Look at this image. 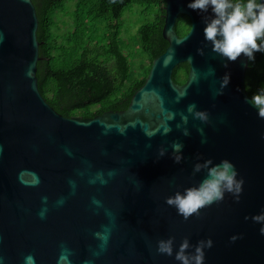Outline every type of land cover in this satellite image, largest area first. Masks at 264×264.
Instances as JSON below:
<instances>
[{
    "label": "water",
    "instance_id": "95a60500",
    "mask_svg": "<svg viewBox=\"0 0 264 264\" xmlns=\"http://www.w3.org/2000/svg\"><path fill=\"white\" fill-rule=\"evenodd\" d=\"M188 2L166 0L163 36L169 45L154 59L129 106L82 117L61 114L39 89V20L33 0H0L3 264H23L27 254L36 264H57L62 246L69 264H179L156 252L157 241L170 236L177 248L185 237L193 245L211 237L205 264H264L260 224L245 219L264 210V119L244 102L251 97L245 84L249 61L242 58V66L239 58L227 62L212 52L203 38L208 14L193 11ZM180 14L191 19L183 36L175 30ZM200 47L204 55L198 54ZM182 62L189 65L188 77L177 83L173 71ZM226 72L231 81L221 89ZM191 103L206 110L209 121L188 114L189 135L184 136L176 125ZM168 126L172 130L162 134ZM174 141L184 145L179 164L172 159ZM162 146L167 152L159 157ZM209 157L214 163L234 162L244 178L240 201L226 194L185 220L165 198L198 184L206 170L193 175V166ZM105 229L110 236L102 245L95 233ZM234 235L238 238L231 241Z\"/></svg>",
    "mask_w": 264,
    "mask_h": 264
},
{
    "label": "trees",
    "instance_id": "16d2710c",
    "mask_svg": "<svg viewBox=\"0 0 264 264\" xmlns=\"http://www.w3.org/2000/svg\"><path fill=\"white\" fill-rule=\"evenodd\" d=\"M39 25L38 85L47 102L65 116L92 117L129 106L153 61L166 51V0H33ZM127 14L138 15L133 34L124 32ZM191 28L180 14L179 36ZM187 62L174 68L183 83ZM250 96L264 87V52L249 61L245 78Z\"/></svg>",
    "mask_w": 264,
    "mask_h": 264
},
{
    "label": "clouds",
    "instance_id": "9594fccd",
    "mask_svg": "<svg viewBox=\"0 0 264 264\" xmlns=\"http://www.w3.org/2000/svg\"><path fill=\"white\" fill-rule=\"evenodd\" d=\"M187 7L198 13L208 14L204 20L203 38L206 45H210L211 51L223 58L227 62H235L239 59L248 61L255 60V53L264 52V0H189ZM3 39V33L0 32V41ZM182 43V41H181ZM199 55H204V47L197 49ZM243 58V59H242ZM191 59V57H189ZM169 58L165 59V66ZM227 67V63L224 64ZM214 72V69H210ZM231 81V74L225 73L220 81V88L223 89ZM186 95L181 93L177 98H183ZM245 103L253 106L259 118L264 119V87H261L250 98L245 97ZM193 119H198L202 123H208L209 114L206 110L197 109L195 103L187 106V114L181 113V123L176 127L182 129L184 136L189 135L188 124L189 115ZM176 113H170L169 119H175ZM183 125V127H182ZM171 126L165 127L164 135L170 132ZM201 133V143H206L203 129L198 128ZM123 134V132H121ZM149 138L154 133H146ZM172 159L179 164L183 159L184 145L180 141L171 143ZM2 151V146H0ZM167 152L165 147H160L158 156L163 157ZM206 170V175L198 184L187 187L183 191H176L175 194L165 198V203L176 209L178 215L185 220L193 215H199L200 209L211 206L214 203L221 202L226 194H231L236 202L240 201L243 192L244 178L239 175V170L234 162L224 158L219 162L213 161L211 157L207 159H197L193 166V175ZM114 173L110 172L109 175ZM45 202L47 197L42 198ZM94 203H99L93 200ZM58 203H63L59 201ZM47 212L44 208L39 213L43 218ZM251 219L253 222L260 224L259 233L264 235V210L249 216L245 219ZM95 236L101 240L102 245L106 244L110 230L105 229L103 233L97 232ZM242 236V234H241ZM240 236V237H241ZM239 237V238H240ZM238 237H230L235 241ZM214 244L211 237L200 239L196 244H192L188 237L182 239L178 248L175 245V237L162 238L157 241L156 252L159 254L174 257L179 264H205L206 249H210ZM3 257H0V264H3ZM23 264H36L35 257L27 254L23 257ZM57 264H69L68 250L62 246L61 254L57 259ZM84 264H94L93 261L86 260Z\"/></svg>",
    "mask_w": 264,
    "mask_h": 264
},
{
    "label": "rangeland",
    "instance_id": "374dc122",
    "mask_svg": "<svg viewBox=\"0 0 264 264\" xmlns=\"http://www.w3.org/2000/svg\"><path fill=\"white\" fill-rule=\"evenodd\" d=\"M140 23V19L138 15H130L127 14V17H125V23H124V32L127 34H133L137 31L138 26Z\"/></svg>",
    "mask_w": 264,
    "mask_h": 264
},
{
    "label": "flooded vegetation",
    "instance_id": "af4514ba",
    "mask_svg": "<svg viewBox=\"0 0 264 264\" xmlns=\"http://www.w3.org/2000/svg\"><path fill=\"white\" fill-rule=\"evenodd\" d=\"M185 81H186V80H185ZM185 81H184V82H185ZM184 82H183V83H184Z\"/></svg>",
    "mask_w": 264,
    "mask_h": 264
}]
</instances>
